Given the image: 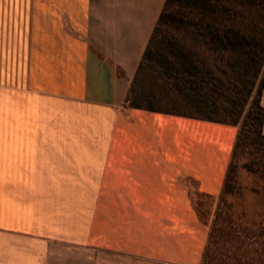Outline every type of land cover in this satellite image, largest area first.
I'll return each instance as SVG.
<instances>
[{"label":"crops","instance_id":"0c3cea01","mask_svg":"<svg viewBox=\"0 0 264 264\" xmlns=\"http://www.w3.org/2000/svg\"><path fill=\"white\" fill-rule=\"evenodd\" d=\"M165 2L17 0L0 264H202L196 201L220 197L238 127L123 107Z\"/></svg>","mask_w":264,"mask_h":264},{"label":"trees","instance_id":"16d2710c","mask_svg":"<svg viewBox=\"0 0 264 264\" xmlns=\"http://www.w3.org/2000/svg\"><path fill=\"white\" fill-rule=\"evenodd\" d=\"M263 93L264 0H166L123 107L238 127L221 203L242 159L264 179ZM250 227L217 213L202 264H264Z\"/></svg>","mask_w":264,"mask_h":264},{"label":"rangeland","instance_id":"374dc122","mask_svg":"<svg viewBox=\"0 0 264 264\" xmlns=\"http://www.w3.org/2000/svg\"><path fill=\"white\" fill-rule=\"evenodd\" d=\"M25 22L24 16L18 13L17 0H0V87L15 85L19 80L15 72L16 60L22 51ZM6 73L7 78L4 76ZM245 161L238 162L235 186L221 203L219 198L217 201L202 196L197 198L200 219L209 225V233L219 212L248 228L264 220V179L246 171L243 168Z\"/></svg>","mask_w":264,"mask_h":264}]
</instances>
